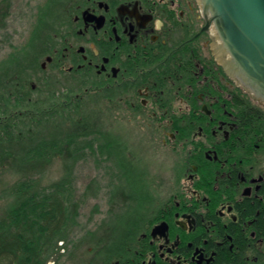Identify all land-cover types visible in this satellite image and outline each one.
Instances as JSON below:
<instances>
[{"label": "flooded vegetation", "instance_id": "af4514ba", "mask_svg": "<svg viewBox=\"0 0 264 264\" xmlns=\"http://www.w3.org/2000/svg\"><path fill=\"white\" fill-rule=\"evenodd\" d=\"M62 8L37 78L79 80L76 99L99 92L175 158L166 196L149 191L153 207L122 240L109 230L128 214L131 194L117 183L111 198L122 207L90 232L98 236L91 264H264V105L219 63L199 1L64 0ZM108 161L120 180L124 162Z\"/></svg>", "mask_w": 264, "mask_h": 264}, {"label": "trees", "instance_id": "16d2710c", "mask_svg": "<svg viewBox=\"0 0 264 264\" xmlns=\"http://www.w3.org/2000/svg\"><path fill=\"white\" fill-rule=\"evenodd\" d=\"M63 2L49 0L29 45L16 56L13 65L0 73V107L8 108L6 115L0 116V166L7 163L15 179L7 186L8 199L0 207V264H48L36 244L34 226L19 215L42 195L35 175L42 174L57 156L63 157L65 172L61 180L50 185L56 192L68 190L74 182V168L89 151H95L98 142L103 157L124 162L120 169L125 175L117 188L131 194L129 212L125 218H114L110 238L124 239L132 225L145 216L144 208L153 207L147 202L148 197L152 198L148 181L138 172L139 166L127 160V144L99 125V109L106 104L100 93L88 94L68 107L65 99L83 94L85 84L75 80L70 85L51 76L37 78L39 61L47 55ZM35 80L39 86L33 89ZM13 99L20 100L18 106L12 104ZM41 205H47L44 223L50 240H65L67 229L76 224L77 209L58 197H45Z\"/></svg>", "mask_w": 264, "mask_h": 264}, {"label": "rangeland", "instance_id": "374dc122", "mask_svg": "<svg viewBox=\"0 0 264 264\" xmlns=\"http://www.w3.org/2000/svg\"><path fill=\"white\" fill-rule=\"evenodd\" d=\"M48 2L49 0H12V3L6 2L3 6L0 4V73H4L8 66L13 65L16 56L29 45L40 15ZM39 62L41 64L43 59ZM47 75H51V71L48 70ZM34 83L38 88V80ZM77 102L75 97L65 99L68 107H73ZM19 103V99L12 100L14 106ZM105 103L102 109H99V125H102L105 132L116 133L118 140L125 141L129 158L136 160L138 172L148 181L152 194L158 195L162 192L165 197L168 183L173 176L171 171L175 158L169 149L163 146L161 136L147 133L146 129L142 128L146 126L144 123L140 126L135 120L123 116L122 112L117 113V107L112 102ZM0 111V116L6 115L4 113L8 112V108L0 107ZM100 145L101 142L96 143L95 151H89L87 157L76 165L74 182L65 192H56L50 187L64 175L62 156H57L42 174L35 175L36 180L40 182L39 187L43 190L42 195L35 203L26 206L19 216L34 226L36 244L48 264H91L98 249V236H90L89 233L95 232L102 223L107 225L111 217L116 216L117 209L121 210V202L115 206V201L111 200L119 178L113 163L108 161L110 159L101 155ZM14 180L9 165H1L0 207L8 199L7 186ZM45 197L61 198L65 205H72L73 209H77L76 224L72 229H67L65 240H50V232L44 223L47 205H41ZM68 241L74 243L68 245Z\"/></svg>", "mask_w": 264, "mask_h": 264}, {"label": "water", "instance_id": "95a60500", "mask_svg": "<svg viewBox=\"0 0 264 264\" xmlns=\"http://www.w3.org/2000/svg\"><path fill=\"white\" fill-rule=\"evenodd\" d=\"M227 75L264 105V0H198Z\"/></svg>", "mask_w": 264, "mask_h": 264}]
</instances>
